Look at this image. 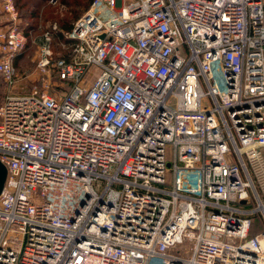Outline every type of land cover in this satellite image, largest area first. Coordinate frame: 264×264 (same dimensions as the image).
<instances>
[{
    "label": "built area",
    "instance_id": "obj_1",
    "mask_svg": "<svg viewBox=\"0 0 264 264\" xmlns=\"http://www.w3.org/2000/svg\"><path fill=\"white\" fill-rule=\"evenodd\" d=\"M66 37L59 94L10 91L0 3V264H264V0H91Z\"/></svg>",
    "mask_w": 264,
    "mask_h": 264
},
{
    "label": "rangeland",
    "instance_id": "obj_2",
    "mask_svg": "<svg viewBox=\"0 0 264 264\" xmlns=\"http://www.w3.org/2000/svg\"><path fill=\"white\" fill-rule=\"evenodd\" d=\"M1 2L2 0H0V3ZM12 2L17 9V23L25 35V45L14 58L13 63L17 75L14 85L9 90L14 93H19L30 91L36 86H45L49 91L59 94L63 90L62 83L55 77L51 68L47 71H41L37 66V59L39 58L41 43L46 36L49 37L52 58L66 55L69 45L64 44V38L68 30L62 29L57 18H51L49 15L46 17L45 14H42V16L39 15L38 18H28L26 15L22 14L24 8L18 9L15 1L12 0ZM46 4L51 5L50 7H52L54 13H58L61 16L67 14V16L72 19L73 12L70 8L63 5L61 0H57L56 3L46 1ZM81 14L82 12L72 20V24ZM53 24H55V27H53ZM90 70L92 75H94L97 71V67L92 66ZM7 91L8 88L0 78V104L7 94Z\"/></svg>",
    "mask_w": 264,
    "mask_h": 264
},
{
    "label": "trees",
    "instance_id": "obj_3",
    "mask_svg": "<svg viewBox=\"0 0 264 264\" xmlns=\"http://www.w3.org/2000/svg\"><path fill=\"white\" fill-rule=\"evenodd\" d=\"M18 9L24 8V12L22 14L26 15L28 18H38V16H42L45 14L46 17L49 15L51 18L55 17L58 20V23L61 25L62 29L69 30L71 28L72 20L76 18L81 12H83L90 4L91 0H61V3L68 8L71 9L72 19H70L67 14H63L62 16L58 13H54L51 5L46 4L48 0H14ZM42 10H41V8ZM40 8V10H39ZM73 42L72 39L65 36L64 44L69 45L66 55H62L61 57H68L70 52V44ZM257 218V217H255Z\"/></svg>",
    "mask_w": 264,
    "mask_h": 264
},
{
    "label": "water",
    "instance_id": "obj_4",
    "mask_svg": "<svg viewBox=\"0 0 264 264\" xmlns=\"http://www.w3.org/2000/svg\"><path fill=\"white\" fill-rule=\"evenodd\" d=\"M5 179H6V167L0 161V192L3 189L4 183H5Z\"/></svg>",
    "mask_w": 264,
    "mask_h": 264
}]
</instances>
